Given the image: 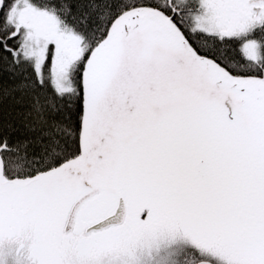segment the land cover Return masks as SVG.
Returning a JSON list of instances; mask_svg holds the SVG:
<instances>
[{
    "label": "snow or ice",
    "instance_id": "snow-or-ice-1",
    "mask_svg": "<svg viewBox=\"0 0 264 264\" xmlns=\"http://www.w3.org/2000/svg\"><path fill=\"white\" fill-rule=\"evenodd\" d=\"M0 264H264V0H0Z\"/></svg>",
    "mask_w": 264,
    "mask_h": 264
}]
</instances>
